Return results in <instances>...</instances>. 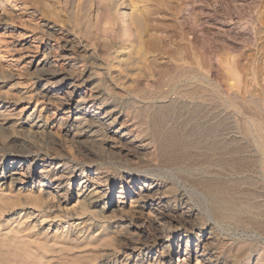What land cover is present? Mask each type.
I'll use <instances>...</instances> for the list:
<instances>
[{
	"label": "bare ground",
	"instance_id": "1",
	"mask_svg": "<svg viewBox=\"0 0 264 264\" xmlns=\"http://www.w3.org/2000/svg\"><path fill=\"white\" fill-rule=\"evenodd\" d=\"M45 1L51 5L52 10H43V17L53 15L63 22H70L61 12L56 13L61 0ZM83 1H65L67 4L77 3L78 10L70 16L76 28H81L84 19L91 17L90 8H85ZM129 1L125 7L130 6L132 12L127 15V20L140 37L136 45L131 46L133 49L131 48L125 62H129L131 56H134L138 64L142 65V71H150L155 62L146 60L148 47L152 45L147 37L150 29H153L146 3L148 0ZM96 2L100 3L99 8L103 11L104 3L101 0H89L90 7L95 6ZM111 5L112 3H108L107 6ZM165 6L171 8L167 4ZM250 7L256 12L254 20L252 19L256 27L253 36L247 37L244 46L246 50L239 51L234 59L224 57L225 53L218 47L217 50H212L214 47L211 48L212 43L208 41L210 47L208 43L202 45V51L195 50V46L191 52L188 51L186 61L184 52L187 51L178 45L175 53L171 51L169 55L175 62L185 63L171 65V68L158 73V77L154 75L156 80L146 82L148 87L167 86L170 88L169 92L176 91L179 96L176 100L168 98V90V93H161V99L167 100L166 104L172 110L176 111L174 105L177 101H185L186 105H183L189 108L187 118H182L176 126L166 120L162 112H153L147 107L134 117H114L111 111H104L103 101L101 102L104 89L102 90L101 80L99 82L102 73L95 70L97 67L93 59H89L94 61L92 71L85 72L82 68L84 65L79 66V63L90 57L86 46L69 30L50 26L49 23L43 24L45 35L50 37L43 55H40L37 44L27 42L30 44V51L21 57L26 56L28 61L25 65L34 69L36 74L40 72L44 80L60 77L52 87L42 89L44 104H57L65 111L61 124L66 134L74 136L80 144L93 142L99 132L104 131L110 148L119 157L127 159L128 164L135 168L145 167L148 174L143 180L135 175L122 178L121 189L113 198L111 195L114 187H110L111 182L107 177H102L104 180L99 176L95 177L99 175L97 169L90 175L83 173L81 181L75 184L73 179L77 174L67 163L44 161L36 171L33 169L34 162L27 164L25 168L23 160L0 159V182L10 179L12 186L18 187L19 191H30L26 196L27 200L42 210L46 208V212H55L61 208L62 203L70 200H67L68 195L76 190L75 208L80 209L78 217L81 218V215L93 209L91 213L96 217L115 220L112 229L97 226L99 229L96 232L91 230L96 227L95 224H79L81 234L94 235L95 242H88L87 245L96 246L99 242L106 246L114 242L122 245L124 257L121 264H190L193 260L196 264H240L247 260L252 245L233 253V244L222 238L215 225L227 221L242 225L257 224L255 217L259 211H264V0ZM229 9L230 12H226L229 18L242 19L239 9L236 10L233 5H229ZM246 34L249 35L248 29L235 31L236 37L233 40L243 41L241 38ZM151 39L153 40L152 37ZM252 39L255 43H252ZM41 40L43 41V37H39L37 42L40 43ZM16 47L4 46L1 42L0 52L3 50L8 54L9 48ZM59 50L61 52L57 55ZM216 55L221 58L215 70L213 58ZM53 58L62 59L63 64L66 63L65 67H55L53 62L56 63L57 60L52 61ZM221 85L227 89V97H224ZM143 97L147 98L146 94ZM19 107L17 102H7L1 96L0 118L3 121L25 118L28 107ZM27 119L32 121L33 125L30 127L36 129V132L42 130L34 112ZM227 132L231 134L230 137L225 136ZM78 151L86 158L94 156L84 149ZM158 164L190 169L189 183H186L190 185V192L187 195L178 194L166 180L167 176L156 175L154 165ZM10 168H14L13 171H9ZM6 193L3 192L0 196V214L18 205V197L13 198ZM129 196L130 199L127 200ZM193 198H198L205 206L204 213L193 203ZM55 200L56 205L51 204ZM54 225L57 230L62 227L61 224ZM4 230V226L0 224V264H50L54 259L60 264H93L94 260L99 259L94 251L80 258L72 255L58 257L59 252H73L76 246L63 244L61 246L64 248L56 251L43 243L47 236L21 239L20 231L33 230L29 226L22 230H11L10 227ZM71 232L67 234L69 237H62L67 241H79L76 233L73 234V230ZM177 259H183V262L177 263ZM42 260L44 262L40 263ZM110 264L120 262L116 260Z\"/></svg>",
	"mask_w": 264,
	"mask_h": 264
},
{
	"label": "rangeland",
	"instance_id": "2",
	"mask_svg": "<svg viewBox=\"0 0 264 264\" xmlns=\"http://www.w3.org/2000/svg\"><path fill=\"white\" fill-rule=\"evenodd\" d=\"M61 1V5L57 6L59 11L57 9L56 13L61 12L63 16H67L70 22H63L53 15L43 17V10H52L51 5L45 0H0V41L4 46H9L10 48L17 46L15 49L9 48L8 54L6 51L3 52V50L0 52V97L2 96L7 102H17L20 105L19 108L28 107L27 116L34 112L36 121H39L40 123L38 122V124L42 125V130L36 132V129L30 127L33 123L27 119V116L20 120L15 118L3 121L0 118V159L9 161L14 159L23 160L25 168L27 164L34 162L33 169L36 171L40 168L38 165H42L44 161L53 162L54 164L59 162L67 163L69 167L71 166L70 169L77 174V177L73 179L75 184L81 181L83 173L90 175V173H94L97 169L99 175L94 176H99L98 178L101 179L102 177H107V180L111 182L110 187H114L111 195L114 198L121 189L122 178L128 175H135L143 180L146 178L148 172L144 170L145 167L135 168L128 164L127 159L119 157L110 148L108 136L104 131L99 132L98 137L93 142L80 144L74 136L66 134L61 124L65 111L56 106L57 104H44L41 97L42 89L52 87L53 83L58 81L60 77L48 81L44 80L40 72L36 74L33 72L34 69H30L28 65H25L28 61L26 56L21 57L27 51H30V47H28L30 44H37L40 55H43L44 48L47 46L50 37L45 35L46 31L42 25L49 23L50 26L55 25L56 28L69 30L74 37L86 46V52L90 57L86 61L81 62V64L79 63V66L83 64L82 68L85 69L84 71L89 72L92 71L91 69L94 66L92 63L95 61V67H97L95 70L102 73L99 76V82L101 80L102 90L104 89L101 100V102L103 101L104 111H111L114 117L116 115L134 117L136 114L142 113L141 111L144 107H147L148 110L151 109L153 112H162L165 119H168L173 126H176L182 118H187L189 108L183 105H186L185 101H177L174 105L176 111L172 110L166 104L167 100L163 101L161 99V93H168L170 88L167 86L152 88L151 86L148 87L146 82L156 80L155 78L158 77V73L161 74V72L171 68L174 64L185 63V61L181 62L179 60V62H175V59L169 55L171 51L175 53L180 45L182 50L187 51H183L186 53L184 55L187 58L185 59L186 61L188 60V51L191 52L194 46L195 50L197 49L198 51L200 49L202 51V45H207L210 41L212 43L211 48L214 47L212 50L221 49L225 53L224 57L228 59H232L234 55H238L239 51L246 50L244 47L246 45L245 42L250 36H253V30L256 27V24L252 23L256 12L250 5L253 6L262 0H146L148 9L150 10L149 14L151 15L150 23L153 25V29H150V35L148 34L149 37H147L152 41V45L148 47V51L146 50L149 52L146 60L148 62L150 60L155 62L153 70L150 71H142V65L138 64L137 58L135 59L134 56H131L129 62H125L129 58L130 51L133 49L131 46H135L140 37L135 29L130 27L129 20H127L129 19L127 15L132 12L130 6L125 7L130 2L129 0H101L104 3L106 11L104 7L103 11L99 8L100 3L96 2L95 6L90 7L89 0H84L85 8H90L91 17L90 19H84L81 28H76L73 18L70 17L78 10L76 8L77 3L67 4L66 0ZM108 3H112V5L109 7L107 6ZM165 3L171 8L165 6ZM229 5H233L236 10L239 9L238 12L242 14L243 20H238L237 17L231 19L226 15V12H230ZM83 15L85 14L83 13ZM246 29H248L249 35L246 34L244 35L245 37L241 38L244 43L242 40H238V42L233 40L235 31L241 30L242 32V30ZM39 37H43V41L41 40L42 42L40 43L37 42ZM251 41L255 43L254 39ZM27 42H30V44H27ZM60 52L61 50L57 52V55ZM167 52L168 54H166ZM220 58L221 56L218 55L213 58L215 70L220 64ZM55 59L53 58L52 61ZM89 59H93L94 61H90ZM56 60L57 64L55 61L53 62L55 67H65L64 64L66 63L63 64L62 59ZM96 83L98 82L96 81ZM221 88L223 95H225L224 97H227V89L222 85ZM145 94L147 98L143 97ZM168 98L176 100L179 96L176 91H172V93L169 92ZM143 117L148 118L147 116ZM229 135L231 134L228 132L225 134L226 137H230ZM81 149L89 153L92 152L94 156L91 158L82 156L78 151ZM22 152L25 153L22 154ZM158 165H154L157 169L156 175L167 176L166 180H168L170 186L178 194L187 195L190 192V185L186 184L190 176V169L180 166L164 167L161 164ZM13 169L10 168L9 171H13ZM3 192H8L6 194L12 195L13 198L18 197L17 206L0 214V224L4 226L5 230L8 227L11 230L15 228L16 230H22L29 226L33 230L20 231L19 237L25 239L29 237L35 238L40 235L47 236V239L43 243H47L51 250L60 251L64 248L61 246L63 244L64 246L67 244L76 246V249L72 250L73 252H59L58 257H69L72 255L75 258H78V256L80 258L94 251L99 259L97 261L94 260L95 263L93 264H110L116 260H118V263H122L124 257L122 245H118L115 242L108 246L103 242H99L100 244L96 243L97 247L95 245H87L88 242H95L94 235L89 233L86 235L84 233L81 234V225L79 224L83 222H87L90 225L95 224L96 227H93L91 230L96 232L100 226L112 229L115 225V220H102L91 213L93 209L91 212L81 215V218L78 217L77 212L80 209L75 208L77 207V200H75L76 190L68 195L67 200H70L62 203L61 208L55 212H46V208H43V211L42 208L31 204L26 198L30 191H19L18 187L12 186L10 179L0 182V196ZM35 192L38 193V190H35ZM191 193L193 192L191 191ZM129 199L130 196L127 200ZM106 202L104 201V203ZM193 203L201 212H205V206L198 198H193ZM51 204L56 205V200ZM263 213L264 211H259L255 217L257 224L246 223L242 225L227 221L218 222V225H215L222 238L233 244V253H237L240 249H245L249 245H252L249 258L240 264H264ZM26 214H29V216H26ZM46 215L50 217H42ZM21 222L23 224L20 225ZM55 223L61 224L62 227L57 230V226L54 225ZM72 230L73 234L76 233V236L80 238L79 241H67L62 237V235L69 237L67 234ZM57 236L59 238H56ZM43 262L44 260L40 261V263ZM179 262H183V259H177V263ZM50 264L60 263L57 259H54ZM190 264H196V261L193 260Z\"/></svg>",
	"mask_w": 264,
	"mask_h": 264
}]
</instances>
